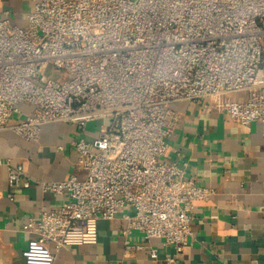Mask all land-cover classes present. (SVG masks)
I'll return each mask as SVG.
<instances>
[{"label":"built area","instance_id":"obj_1","mask_svg":"<svg viewBox=\"0 0 264 264\" xmlns=\"http://www.w3.org/2000/svg\"><path fill=\"white\" fill-rule=\"evenodd\" d=\"M26 23L0 17V130L37 140L44 123L85 127L109 118L91 141L73 140L83 177L37 179L63 203L30 215L25 264H54L63 245L96 243L99 221L124 207L125 252L174 249L178 264L192 231L195 202L215 189L165 161L179 114L173 103L214 97L242 123L264 122V0H23ZM66 69L70 77L54 79ZM245 95L233 98L232 93ZM30 110L15 121L23 111ZM8 168L10 197L32 178L21 162ZM134 231L144 240H132Z\"/></svg>","mask_w":264,"mask_h":264},{"label":"crops","instance_id":"obj_2","mask_svg":"<svg viewBox=\"0 0 264 264\" xmlns=\"http://www.w3.org/2000/svg\"><path fill=\"white\" fill-rule=\"evenodd\" d=\"M30 8L23 0H0V16L10 9L12 20L19 24L26 23ZM173 107L179 118L162 159L179 160L187 178L215 189L209 201L194 204L193 233L179 253L178 264H264V122L237 121L211 96L180 100ZM28 110L30 106L24 104L12 121ZM98 129V121L85 127L47 122L37 140L12 129L0 130V158L21 162L32 178L29 187H18L11 198L8 168L0 164V264H25L23 251L32 236L25 228L30 215L43 206L58 207L65 199L64 194L45 192L36 180L65 179L71 173L85 176L73 140L84 136L91 141ZM131 211L124 207L114 218L101 219L96 243L63 245L56 250L54 264H172L166 255L174 249L158 238L151 241L158 257H152L149 249L125 252L123 214ZM131 238L144 240L138 231Z\"/></svg>","mask_w":264,"mask_h":264},{"label":"rangeland","instance_id":"obj_3","mask_svg":"<svg viewBox=\"0 0 264 264\" xmlns=\"http://www.w3.org/2000/svg\"><path fill=\"white\" fill-rule=\"evenodd\" d=\"M25 3H26V5L30 6L29 1L28 2L25 1ZM8 4H10V3H8ZM8 4H7V6H5V8H9L10 7ZM2 16L3 15H1L0 17H2ZM70 76H71L70 73L66 69H64V68H62V69L58 68L57 70H54L52 72V77L54 79H57V80H60V81H63L65 79H68ZM239 93H242V92H239ZM109 121H110L109 118L101 119L98 122V126L100 127L102 125H108L109 124ZM159 157L162 159V156L159 155Z\"/></svg>","mask_w":264,"mask_h":264}]
</instances>
